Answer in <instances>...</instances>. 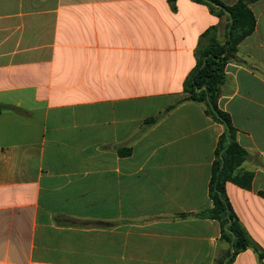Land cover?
I'll use <instances>...</instances> for the list:
<instances>
[{
	"label": "crops",
	"instance_id": "0c3cea01",
	"mask_svg": "<svg viewBox=\"0 0 264 264\" xmlns=\"http://www.w3.org/2000/svg\"><path fill=\"white\" fill-rule=\"evenodd\" d=\"M176 5L0 0V264H215L228 251L220 222L196 216L213 207L225 127L178 103L200 36L217 26L224 42L228 17ZM250 8L218 104L253 175L226 192L264 250V0Z\"/></svg>",
	"mask_w": 264,
	"mask_h": 264
},
{
	"label": "trees",
	"instance_id": "16d2710c",
	"mask_svg": "<svg viewBox=\"0 0 264 264\" xmlns=\"http://www.w3.org/2000/svg\"><path fill=\"white\" fill-rule=\"evenodd\" d=\"M173 11L177 10V0H167ZM206 5L217 16L227 15L225 40L220 41L218 27L208 28L199 38L195 50L196 65L190 71L183 84L185 97L178 103L193 101L205 105V112L213 120L224 125L225 131L220 136L212 166L209 196L213 207L197 213L200 218L217 220L221 224V241L228 244V251L215 264H232L237 255L252 249L264 257V250L252 239L241 224L226 192L228 182L250 188L253 175L239 173L247 160V151L237 142V130L231 116L220 109L221 89L226 81V67L238 51L239 44L251 35L256 28V17L250 5L260 0H238L227 6L220 0H192ZM172 107V106H171ZM2 108L0 106V113ZM157 117L148 120L155 123Z\"/></svg>",
	"mask_w": 264,
	"mask_h": 264
},
{
	"label": "rangeland",
	"instance_id": "374dc122",
	"mask_svg": "<svg viewBox=\"0 0 264 264\" xmlns=\"http://www.w3.org/2000/svg\"><path fill=\"white\" fill-rule=\"evenodd\" d=\"M224 33H225V31H224Z\"/></svg>",
	"mask_w": 264,
	"mask_h": 264
}]
</instances>
